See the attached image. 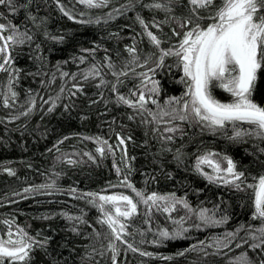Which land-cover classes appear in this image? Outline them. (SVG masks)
I'll list each match as a JSON object with an SVG mask.
<instances>
[{
	"label": "trees",
	"instance_id": "obj_1",
	"mask_svg": "<svg viewBox=\"0 0 264 264\" xmlns=\"http://www.w3.org/2000/svg\"><path fill=\"white\" fill-rule=\"evenodd\" d=\"M129 2L130 0H108L107 6L88 8L78 0H60L65 10L76 17V20H71L63 15L55 0H32L29 11L37 15L38 19L47 17L46 23L39 30L27 19L23 8L12 13L0 6V13L6 17H0V23L11 22L23 26L21 31L26 27L35 33V41L30 46L25 44L12 50L14 67L21 71L19 80L13 83V90L18 95L15 99L9 95L7 107L4 96L8 94V76L0 73V232L3 237L7 236L9 229L4 221L9 220L14 221L12 232L18 226L37 240L48 238L45 248H35L31 253L30 264H111L108 245L114 238L108 226L99 223L102 219L100 211L86 200L74 198L68 189L75 188L77 193H101L113 185H119L123 175L127 174L137 189L146 188L148 192L158 193L176 192L178 196L187 193V199L194 208L202 205L211 210L214 205H219L217 218L219 215H227L229 219L224 224L202 226L199 229L186 224L189 231L184 234V238L161 239L158 231L167 228L171 232V221L164 214L155 213L149 229L145 223L144 210L140 209L137 216L123 221L128 225L126 230L130 233L124 239L139 251L133 252L122 241H114L120 249L117 264H241L238 258L242 257V253H247L251 260L256 261L259 250L254 253L249 247L253 241L249 239L247 244L236 247L237 243L248 239L250 230L255 232L261 226L260 220L252 218L254 208L251 190L238 192L222 185L209 184L193 170V166L198 149L212 150L230 156L237 163L238 169L245 171L246 175L257 176L264 173V152L261 151L264 149V139L245 136L242 140L232 141L227 138L231 135L230 130L215 134L207 130L201 132L198 126L180 121L168 125V118L164 117L159 124L161 131L167 126L179 125L185 134L181 136L177 132L173 134L171 142L162 144V138H155L158 134L153 132L154 123L146 127L140 123L139 116L129 120L133 111L124 105L115 104V94L110 91V86L100 89L95 87L99 84V77L94 82H85L81 75H77L75 81L72 79V73H82L94 62L104 64L105 67L101 70L104 79L115 82L103 58L106 54L111 56L112 62L117 66L116 70L120 71L128 57L126 46L133 43V38L141 62L145 53L154 50L143 35L135 16L140 12L146 21H151L154 17L157 22H161L166 18L163 11L138 6L135 10L124 9L123 15L114 13L115 19L103 22L107 19V13L113 12V9H121ZM143 2L151 3L152 0ZM18 3L25 4L27 0H18ZM80 13L84 15L81 16ZM181 13L182 9L177 7L172 15L179 16ZM97 18H101L100 24L77 22L81 19L95 21ZM175 26L174 21H170L169 24H161L163 32L151 28L164 41L162 47L177 43V38L170 31V27ZM45 30L52 35H64L65 40L57 42L48 39L43 35ZM110 33L119 35L110 36ZM7 34L6 32L5 35ZM36 44L41 45L42 52L36 51ZM97 44L100 48L96 50L94 60L81 51ZM81 55L85 56V63L73 59ZM165 64L173 67L157 70L153 76V79L159 81L160 91L156 98L161 109H165L170 97H180L185 91V85L179 82L182 72L174 66L175 58H166ZM130 68H135L137 74L147 71L136 65H131ZM124 70L129 71V76L120 91L127 94L134 85H139L140 80L129 69ZM64 72L69 75L63 76ZM74 83L83 86L84 91L81 93L73 88ZM69 90L76 93L71 98ZM100 92L103 93V100L100 99ZM214 95L222 101L230 98L229 94L220 89L215 90ZM253 98L264 106V73L259 76ZM31 99L35 100V107L27 116L21 115L28 111ZM92 100H97L98 103L93 104ZM53 103L56 107L50 112L49 108ZM64 105H69V108L65 109ZM148 107L154 112L159 111L151 103ZM13 116H18L19 119H11ZM117 133L125 138L129 135L132 137L127 141V155L124 157L131 165V172L124 166L119 148L114 149V156L101 157L91 141L100 138L115 146ZM65 136L69 139L63 140ZM61 140L63 143L58 144ZM54 145L59 147V152L76 150L82 154L91 153L96 161H90L84 155L87 157L86 161L78 165H68L66 161L61 163L55 159L58 151ZM165 148H170L171 151L163 150ZM176 149L184 152L186 158L183 162L174 158ZM117 167L121 169L119 176ZM5 168H12L16 175H9ZM52 180L56 181L59 189L54 194L49 195L44 191L23 192L26 187L50 183ZM251 182L249 179L248 183ZM221 198L223 204L220 203ZM62 212L73 216L83 215L86 223L69 221L65 216L59 215ZM183 215L184 212L179 209L178 213L173 214V218L178 219ZM45 216L49 218L45 219ZM73 227L77 231H72ZM241 227L242 230L229 247L217 249L210 246L213 245V237L223 238L225 233L235 232ZM96 233L100 235L97 236ZM154 240L157 243H153ZM201 241L204 242L203 251ZM192 245H197L195 250H190L183 256L177 255L184 249H190ZM101 252L103 255H100ZM140 252H151L154 255L142 256Z\"/></svg>",
	"mask_w": 264,
	"mask_h": 264
},
{
	"label": "snow or ice",
	"instance_id": "obj_2",
	"mask_svg": "<svg viewBox=\"0 0 264 264\" xmlns=\"http://www.w3.org/2000/svg\"><path fill=\"white\" fill-rule=\"evenodd\" d=\"M55 2L64 16L76 20L72 13L65 10L60 0H55ZM78 2L88 8H101L108 4V0H78ZM31 4L32 0H27L25 4H19L18 0H0V6H4L12 13L23 8L27 19L32 22L34 28L39 30L46 23L47 17L38 19L37 15H33L29 11ZM138 6L152 11H163L166 14L164 21L157 22L154 17L151 21H146L140 12L136 13L135 20L154 50L145 53L141 62V56L137 50L135 38H133V43L126 46L128 57L120 71L116 70L117 66L112 62L111 56L106 54L103 58L107 62L106 67L111 72L115 82L104 79L101 71L105 67L104 64L98 65L94 62L82 73H72L73 81L76 80L77 75H81L85 82L90 80L94 82L99 77V84H96L95 87L100 89L110 86V91L115 94V104L124 105L133 111V115L128 117L129 120L139 116L140 123L146 127L154 123L153 132L158 134L155 138H162V144L171 142L174 138L173 134L177 132L181 136L185 134L184 129L179 125L167 126L161 131L159 124L164 117L168 118L166 121L168 125H174L176 121H180L198 126L201 132L207 130L215 134L217 132L227 133L230 130L231 135L227 138L232 141L242 140L245 136H256L264 139V106L257 103L253 98L257 91L259 76L264 73V0H219V2L218 0H152L151 3H144L143 0H139L137 3V0H130L129 4L123 5L121 9H113V12L107 13V19L103 22L108 23L109 20L115 19L114 13L123 15L124 9L135 10ZM177 7L182 9L181 15H172ZM38 11L39 8H37ZM80 15L83 16L84 13H80ZM0 17H4V14L0 13ZM170 21H174L176 25L170 27V31L172 36L177 38V43L170 44L165 48L162 47L164 41L151 28L163 32L161 24H169ZM77 22L100 24L101 18H97L95 21L81 19ZM21 27L23 26H17L11 22L0 23V73H6L8 76V94L4 96L6 107L9 104V95L13 99L18 95L13 90V83L19 80L21 71L14 67L15 60L12 56V50L25 44L30 46L35 41V33L26 27L21 31ZM6 32L7 35H5ZM43 35L57 42L65 40L64 35H52L47 30L43 32ZM118 35V33H110V36ZM98 48H100L99 44L91 49H82L81 51L92 56L94 60ZM36 51L42 52L40 44H36ZM105 53H107V49H105ZM168 57L175 58L174 66L182 72L179 82L185 85V91L180 97H170L166 101L165 109H161L156 98L160 91L159 81L153 79V76L157 70L173 67V65L165 64ZM73 59H79L80 63H85L84 55ZM131 65L146 68L147 71H141L137 74L135 68H130ZM124 69H129L140 80L139 85H134L127 94L120 91L129 76V71ZM62 75L67 77L69 73L64 72ZM122 77L124 79H121ZM73 88L81 93L84 91L83 86L76 83L73 84ZM217 89L229 94L230 98L227 101L218 99L214 95ZM69 91V98L76 94L71 90ZM61 92H63V88H61ZM99 95L100 99L103 100V93L100 92ZM92 103L96 104L98 101L92 100ZM149 103L155 105L159 111H152L148 107ZM30 105L28 111L22 112L21 115L27 116L35 107L34 99L30 100ZM55 107L56 105L53 103L49 111L51 112ZM64 107L67 109L69 105H64ZM11 119L15 120L19 117L13 116ZM68 139V136L63 138V140ZM131 139L130 135L125 138L117 133V143L113 146L107 140L96 138V143L101 145L97 147L96 151L103 157L105 148H107V151L114 156V149L119 148L122 152L121 159L124 160L127 155V141ZM63 140L58 141V144L63 143ZM54 147L58 152L60 151L57 145ZM163 150L171 151L170 148ZM261 151L264 152V149ZM84 155L90 161H96V157L91 153H84ZM72 157L73 154L62 153L61 156L57 157V160L61 163L66 161L68 165L83 163L82 160ZM174 158L178 162H183L186 157L181 149H176ZM132 159L134 160L135 157ZM124 166L128 172L132 171L131 165L126 160H124ZM193 170L207 180L209 184L222 185L238 192L251 190L254 208L252 218L260 220L261 226L255 229V232L250 230L248 239L242 240V243H237L236 247H242V244H247L250 239L253 242L249 247L254 253L259 250V258L253 261L247 256V253H242V257L238 259L241 260V264H264V173L257 176L246 175L245 171L238 169L237 163L230 156L221 155L212 150L201 151L200 149L195 154ZM5 171L11 176L16 175L12 168H5ZM116 172L119 176L121 169L117 167ZM249 179H251V183H248ZM119 185L131 190L133 195L124 192H112L111 194L77 193L75 188L68 189L74 198L86 200L100 211L102 219L99 223L106 224L114 238L113 242L108 245L111 252V264H117V257L120 253V249L114 241H122L127 249L133 252L139 251L138 248L133 247L124 239L130 233L126 230L128 225L122 222L137 216L139 205L144 206L145 223L149 229L151 228L153 213L164 214L171 221L173 225L171 232L167 228L158 231L161 239L184 238L189 227L199 229L202 226H218L226 223L229 219L227 215H219L217 218L219 205H214L211 210L202 205L194 208L187 199V193L184 196H178L176 192L158 193L156 191L148 192L146 188L137 189L130 182L127 174L123 175ZM112 187L116 186L113 185ZM39 191L51 195L59 189L55 180L23 189L24 193ZM220 203H224L223 198H221ZM179 209H183L185 215L179 216L178 219L173 218V214L178 213ZM59 215L65 216L69 221L80 224L86 223L83 215L73 216L64 212ZM44 218L48 219L49 217L45 216ZM4 223L9 231L7 232V239L0 237V264H5L6 261L8 264H30L31 253L35 248H45L48 238L43 241L37 240L18 226L14 233L11 231L14 221L5 220ZM186 224L189 227H186ZM242 227L235 232L225 233L223 238L213 237V245L210 246H215L217 249L229 247ZM72 231H77V228L73 227ZM255 233H259V235ZM37 235L39 236L40 233ZM96 235L99 236L100 234L96 233ZM153 243H157V241L154 240ZM203 243V241L200 242L202 251ZM196 247L197 245H192L190 249H184L177 255L183 256L186 252L195 250ZM100 255H103V252ZM140 255L152 257L154 254L140 252ZM162 258L172 259V257Z\"/></svg>",
	"mask_w": 264,
	"mask_h": 264
},
{
	"label": "rangeland",
	"instance_id": "obj_3",
	"mask_svg": "<svg viewBox=\"0 0 264 264\" xmlns=\"http://www.w3.org/2000/svg\"><path fill=\"white\" fill-rule=\"evenodd\" d=\"M91 141L93 142V145L96 147V149H97V147H100V146H101V145H98V144L96 143V139H92ZM62 153L73 154V157H72V158H74V159H78V160H82L83 162L86 161V159H85L86 156H84V154H82L80 151H76V150H67V151H61V152H58V153H56V155H55V159L57 160V157H58V156H61ZM76 154H78V155H76ZM105 155L113 156L112 153H109V152L107 151V148H105ZM86 158H87V157H86ZM206 170H207V169H206ZM115 186H116V187H112V186H111V187H109V188L103 190V191L101 192V194H111L112 192H124L125 194L133 195V193L131 192V190L126 189V188H123V187L120 186V185H115ZM140 209H142V210L145 211L143 205H139V206H138V210H140ZM182 211L184 212L183 209H182ZM153 214L156 215L155 213H153ZM184 214H185V212H184ZM123 221H124V220H123ZM123 221H122V222H123ZM14 233H15V232H14ZM0 237H2V238H4V239H7V236H6V237H3V235L1 234V232H0Z\"/></svg>",
	"mask_w": 264,
	"mask_h": 264
}]
</instances>
